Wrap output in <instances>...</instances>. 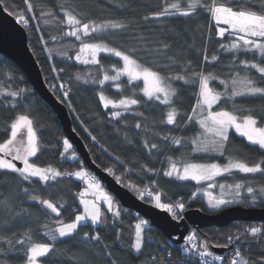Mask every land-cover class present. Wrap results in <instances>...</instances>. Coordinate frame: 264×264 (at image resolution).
I'll list each match as a JSON object with an SVG mask.
<instances>
[{"label":"trees","instance_id":"trees-1","mask_svg":"<svg viewBox=\"0 0 264 264\" xmlns=\"http://www.w3.org/2000/svg\"><path fill=\"white\" fill-rule=\"evenodd\" d=\"M8 2L15 3L17 12L32 15L26 12L25 0ZM29 2L34 5L36 18L30 20L28 27L21 25L27 32L29 47L40 66L46 85L50 90L51 84L71 87L68 100L63 102L58 89L53 94L69 109L73 129L85 144L91 159L107 173V169L111 168L113 170L111 176L115 179L120 177L119 183L139 199L140 193L147 189L148 184H153L162 193L161 198L164 202L175 204L183 202L185 212L200 209L212 214L214 212L209 211L202 197L197 195L202 184L163 175L169 166L167 157L190 163H224L228 155H235L252 163L264 156V150L251 145L233 131L229 133L224 157L194 152L189 141L201 132V129L198 124H188L186 116L191 114V108L196 103L199 92L197 84L171 81L177 90L171 107L177 109L178 115L176 124H167L170 106L160 101L148 100L144 95L142 82H130L124 76L118 81L105 82L103 86L92 83L93 80L102 79L105 72L110 76L116 74L115 69L123 67V61L112 55L101 54L98 57L100 65L80 63L75 56L81 42L74 37L65 36L64 33L69 29L61 23L65 9H72L85 20H95L98 23L122 21L130 26L127 30L106 33L102 39L95 33L86 38L90 42L104 43L125 52L134 49L133 54L146 66L159 69L169 76L184 74L181 69L190 61L192 72L203 70L205 73H214L220 79H227L233 73L231 67L233 57L219 48L221 38L217 36L215 23L207 13L201 12L199 15L189 17L143 19L146 15L151 16L153 12L161 11L166 2L174 0H29ZM184 2L186 0H182V3ZM60 5H64V8ZM255 7L259 8V4H255ZM49 10L53 13L51 16L39 15L41 11ZM45 20L49 23L45 24ZM163 44L170 47L165 49ZM204 49H207L209 58L215 54L219 56V60L214 63L204 61ZM50 50L52 55H49ZM170 57L175 59H169ZM241 58L251 60L253 54L248 53ZM256 58L259 59L258 55ZM78 75L81 77L79 80L76 79ZM187 75L190 81L195 79L191 72ZM85 80H88V83H84ZM0 84L9 91L27 90L15 98L17 107L11 106L10 101L13 98L0 97V141L9 136L8 129L13 118L21 112L30 111L35 124L38 125L40 137V151L31 162L35 161L39 167L51 166L61 172L86 169L73 146L68 153L63 152V140L67 138L54 112L32 90L21 71L2 57ZM117 84L120 85L119 88ZM210 87L223 92V85L219 83V79L212 81ZM101 91L112 100L131 97L140 103L131 106L127 109L128 112L115 119L111 115L112 109H105L100 102ZM235 103L239 108L254 109L258 119L264 115L261 111L264 100L258 97H237ZM221 106L229 110L233 108L232 102L225 103L221 100L215 105V110ZM137 123L141 125L140 128L135 127ZM92 136H95L96 140H93ZM166 136L169 139L165 140ZM172 137L182 138V144L175 145ZM145 142L149 145L148 148L145 147ZM152 143H156L158 148L149 150ZM73 152L77 160L71 159ZM117 156L119 160L116 159ZM149 168L154 171H147ZM220 181L229 185L245 184L240 196L236 197L244 203L236 205L264 209V198L259 194L260 187L264 186V174H242L235 171ZM248 186L257 190V204H251V197L246 191ZM24 187L29 188V193L22 191ZM82 188L83 182L75 176L67 178L64 175L54 180L50 179L47 183L33 179L29 185L16 174L0 172V264H21L22 254L16 252L6 241L16 239L28 228L32 229L35 242L51 243L49 237L44 235L45 231L56 227L54 222L57 220H63L65 223L74 220L75 215L81 211L78 195ZM29 194L49 199L57 204L60 216L32 201ZM153 198V195L152 197L145 195L141 200L153 205ZM5 201L10 206L7 211L4 207ZM114 202L120 209L119 217L108 213L101 226L87 224L78 229V234L59 238L55 241V253L42 258L45 264H110L113 260L116 264H189L190 261L194 264L198 260V257L190 256L185 251L187 240L182 245H174L150 227L148 222L143 225L144 247L141 253H136L131 247L135 240V225L144 219L120 206L115 199ZM17 213L20 215H16ZM45 224L49 225L48 229L43 227ZM247 227L264 229V224L237 222L226 228H206L199 231L198 240L207 241L213 254L215 251H224V256L228 255L226 262L230 254L239 249L255 264H264V242L259 237L254 239L249 235L247 239L234 240L227 248L216 246L227 243L229 235H238ZM84 232L90 235L99 234L101 240L84 239ZM109 252L111 256L108 255Z\"/></svg>","mask_w":264,"mask_h":264},{"label":"snow or ice","instance_id":"snow-or-ice-1","mask_svg":"<svg viewBox=\"0 0 264 264\" xmlns=\"http://www.w3.org/2000/svg\"><path fill=\"white\" fill-rule=\"evenodd\" d=\"M257 3L259 4V8L255 7ZM60 7L64 8V5H60ZM15 8L14 2L10 4L8 0H0V9L7 12L9 16H13L16 22L22 24L24 27H28L30 20L36 18V13L33 11L34 5L29 0H25V9L27 13H31L32 15L17 12ZM201 12L207 13L211 20L214 21L217 29L216 34L221 38L219 48L224 52L230 53L233 57L231 64L233 73L227 79H220L214 73H205L203 70L192 72L190 61L187 66L181 69L184 74L177 73L174 76H169L159 69L146 66L133 54L135 52L134 49L131 52H125L115 47H109L104 43L85 42L83 40V37H89L93 33L102 39L106 33L127 30L130 26L122 21L98 23L95 20H85L72 9H65L63 12L64 18L61 23L65 24L69 29L64 33L65 36L74 37L76 40L81 41V47L75 56V59L80 63L100 65L101 61L98 59V55L101 52L114 55L123 61V67L115 69V75L110 76L105 72L102 79L93 80L92 83L103 86L105 82L118 81L122 75L127 76L130 82L143 80L145 85L143 92L148 100L160 101L162 104L170 106L167 112V124H176V117L178 115L177 109L171 107L173 97L177 96V90L172 86L171 81L176 80L183 81L184 84H197L199 92L196 103L191 108V114L186 116L188 124H198L202 130L189 141L193 146L192 150L194 152L216 153L224 157L225 148L229 142L230 129H235L251 145L258 146L260 150H264V115L258 119L254 109L239 108L235 103L237 97H258L264 100V0H186L184 3H182V0H174V2H166L161 11L153 12L151 16L146 15L143 19H161L175 16L189 17L199 15ZM52 14L50 10L39 13L40 16H51ZM44 23L48 24L49 21L45 20ZM221 25H226L227 27H222ZM226 33L228 34L227 37ZM169 47L170 45L163 44V48L168 49ZM248 53L253 54L251 60L241 58L242 56H247ZM49 55H52L51 50L49 51ZM257 55L259 59L256 58ZM169 59L174 60L175 58L170 57ZM203 60L214 63L219 60V56L213 54L209 58L207 49H204ZM244 70L247 71L245 72ZM60 71H63V69H60ZM189 72L195 78L194 80H189L187 75ZM76 79L79 80L81 77L78 75ZM217 79L223 85V92H218L213 87H210V83ZM84 83H88V80H85ZM116 86L117 88L120 87L119 84ZM58 87L62 91V102L68 100L71 87H66L64 84H59ZM26 91V89L9 91L4 85L0 84V97L8 96L13 98L10 101L12 107H17L15 98L20 97ZM99 100L105 109L111 107L112 109L123 108L127 110L131 106L140 103L139 100L131 97L119 99L118 101L112 100L103 91L99 93ZM221 100H224L225 103L232 102V110L221 106L218 110L213 111V105L219 104ZM261 111L264 112V105L261 106ZM240 113L243 114L241 115ZM111 115L113 118L119 119L122 112L113 111ZM135 127L140 128L141 125L137 123ZM8 131L9 136L0 141V172L16 174L22 181L28 182L29 185L32 183L33 178H38L40 181L47 183L50 179L54 180L64 175L75 176L80 180L87 181L89 189L100 190L99 180L87 171L61 172L51 166L39 167L35 161L30 162V158L37 157L40 151L38 125L35 124L30 111L21 112L15 116L9 125ZM89 134L91 135V133ZM92 139L96 140V137L92 136ZM164 139L167 140L169 137L166 136ZM172 142L180 146L182 138L172 137ZM145 147H149L147 142H145ZM71 148L72 145L69 141L67 139L63 140V152L68 153ZM157 148L158 145L152 143L149 150ZM71 159H78L74 152L71 154ZM116 159L119 160L120 158L117 156ZM226 159L227 163L221 165L219 163H190L185 160H174L169 156L167 157L169 166L163 172V175L182 181L192 180L200 183L204 180L212 181L224 174L231 175L233 170H238L245 174H264V156L252 163L246 162L235 155H228ZM16 161L22 163L23 167H18L17 163H15ZM107 171L110 175L113 172L111 168H108ZM147 171L153 172L154 170L149 168ZM116 179L118 182L121 180L120 177ZM216 186V184H210V187ZM219 187L222 192L221 198L213 199L210 197L208 200L210 208L219 209L231 204L244 203L240 199L223 198L225 187H234L236 190L234 195L239 197L241 189L245 188L244 183L227 186L220 184ZM22 191L29 193V188L24 187ZM246 191L251 197V204H257V190L252 186H248L246 187ZM84 194L83 192L79 193L80 202L84 206L81 214L75 215L74 220L70 223L57 220L54 222L57 225L56 227L50 231H45L44 235L49 237L51 243L35 242L31 228L21 233L16 239L6 241L16 252L22 254L21 264H45L42 258L49 257L50 254L55 253V241L59 238L78 234V228L84 227L89 221L93 224L103 222L104 213L101 211L99 204L96 201L89 202L85 200L83 198ZM259 194L264 198V186L260 187ZM148 195L152 196L153 193L148 191ZM29 198L32 201L38 202L45 209L55 213L56 216H60V209L51 200L31 194H29ZM140 198L144 199V193H140ZM100 199L107 204V211L111 212L113 216L119 217L121 215L120 209L115 205L112 196L101 192ZM154 201L157 208L170 213L174 219H179L178 213L183 212L185 209L183 202L176 204L162 203L160 194H155ZM4 207L6 211L9 210L10 206L7 201H5ZM16 215L20 214L17 213ZM145 224H147V221L141 220L135 225V240L131 247L136 253H141L144 247L142 236L144 229L142 226ZM43 227L48 229L49 225L45 224ZM249 235L254 239L259 237L264 242V229L261 227H247L238 235H229L227 243L216 246L227 248L234 240L247 239ZM83 236L84 239L101 240L99 234L90 235L88 232H84ZM185 251L190 256L198 257V260L194 264H213V262L217 261L224 264L225 262V257L214 255L209 250V243L207 241L200 242L195 233L187 237ZM108 255L111 256V252ZM168 255L171 256V253ZM153 260H155V257H153ZM110 264H116V261H110ZM189 264H193V261H190ZM227 264H255V262L245 257L239 249H236L234 256L227 261Z\"/></svg>","mask_w":264,"mask_h":264},{"label":"water","instance_id":"water-1","mask_svg":"<svg viewBox=\"0 0 264 264\" xmlns=\"http://www.w3.org/2000/svg\"><path fill=\"white\" fill-rule=\"evenodd\" d=\"M0 57L21 71L32 90L54 112L67 140L74 147L86 169L99 180L120 206L138 214L170 243L178 246L184 244L192 229L197 231L206 228L220 229L237 222L264 224V209L239 205L212 214H207L200 209L188 210L183 219L176 220L170 213L136 197L113 176L98 167L73 129L69 109L46 85L40 66L29 47L25 28L2 9H0ZM17 165L21 167L20 163ZM215 253L223 254L224 251H215Z\"/></svg>","mask_w":264,"mask_h":264},{"label":"rangeland","instance_id":"rangeland-1","mask_svg":"<svg viewBox=\"0 0 264 264\" xmlns=\"http://www.w3.org/2000/svg\"><path fill=\"white\" fill-rule=\"evenodd\" d=\"M222 27H227L226 25H221ZM227 34V33H226ZM83 40L85 41V42H90L89 40H88V38H86V37H83ZM81 42V41H80ZM93 43V42H92ZM81 47V46H80ZM110 47V46H109ZM101 54H107V55H111V54H108V53H104V52H101V53H99V55H101ZM99 55H98V57H99ZM112 56H114V55H112ZM90 58V57H89ZM118 58V57H117ZM115 75V74H114ZM122 77H124L123 75L120 77V79L122 78ZM127 77V76H126ZM128 78V77H127ZM129 79V78H128ZM135 82H142L143 83V85H144V82H143V80H139V81H135ZM144 87H145V85H144ZM215 105L216 104H214L213 105V111H215ZM109 108H111V107H109ZM112 109V108H111ZM113 111H120V112H122V115L124 114V113H126V112H128V110H125V109H123V108H121V109H112V112ZM121 115V116H122ZM202 131V130H201ZM235 132V134H237L238 136H240L236 131H235V129H230L229 130V133L230 132ZM241 137V136H240ZM242 138H244V137H242ZM244 139H246V138H244ZM205 154H208V155H217L216 153H205ZM34 158V157H33ZM33 158H30V162H31V159H33ZM19 162V161H18ZM20 163V162H19ZM213 163H219V164H221V165H224V164H226L227 163V160L224 162V163H221V162H213ZM21 164V167H23V165H22V163H20ZM18 166V165H17ZM81 170H84V171H87L90 175H93L92 173H90L88 170H86V169H81ZM80 171V170H79ZM235 171H238V170H233V172H235ZM232 172V173H233ZM239 172V171H238ZM242 174H245V173H242ZM225 176H228V174H224V175H221V176H218V177H216L214 180H212V181H207V180H204V181H201L200 182V184H202V186H201V189H200V191L197 193V195L198 196H201L202 197V199H203V202H204V204L206 205V208H208V210L209 211H213L214 213H216V212H218V211H220V210H223V209H225V208H228V207H231V206H235L236 204H231V205H228V206H225V207H221V208H219V209H213V208H210L209 207V205H208V200H209V198L211 197V198H213V199H219V198H221V195H222V192H221V188L219 187V185L220 184H224V185H229V184H227L226 182H222V181H220V179L221 178H223V177H225ZM77 178V177H76ZM33 179H38V178H33ZM78 180H80L79 178H77ZM80 181H82L83 182V188H82V190H81V192H83V193H85L84 194V199L85 200H88L89 202H92V201H96L98 204H99V206H100V208H101V211L104 213V217H103V222L102 223H99V224H93V223H91V221H89L87 224H90V225H92V226H94V227H96V226H101L102 224H104V222H105V215L106 214H108V213H111V212H108L107 211V204L102 200V199H100V196H101V192H105V193H107L108 195H110V196H112L104 187H103V185L100 183V190H93V189H89L88 188V183H87V181H83V180H80ZM182 181V180H181ZM187 181H192V180H187ZM43 182V181H42ZM194 182H196V181H194ZM197 183V182H196ZM210 184H216L217 186L216 187H210ZM231 185V184H230ZM148 191H151L152 193H153V196H155V194H160L161 195V197H163L162 196V193L158 190V189H156L155 187H154V185L153 184H148V187H147V189H145V191H143L142 193H144V196L146 195V196H148ZM235 188L234 187H232V188H229V187H225V189L223 190V198H225V199H236V196L234 195V193H235ZM80 192V193H81ZM113 197V196H112ZM152 197V196H151ZM194 198H196V197H194ZM113 200H114V197H113ZM78 201H79V203H80V208H81V211L78 213V214H81L82 212H83V204H81V202H80V196L78 195ZM161 202L162 203H166V202H164L163 200H162V198H161ZM152 204L155 206V201H154V198H153V202H152ZM116 205V204H115ZM156 207V206H155ZM184 210H186V209H184ZM183 213H184V215H185V211H183ZM146 221V220H145ZM79 229V228H78ZM143 229H145L144 228V226H143ZM78 231V230H77ZM144 232V231H143ZM192 234L193 233H195L196 234V236L198 237V239H200V233H199V231H197V230H194L193 232H191ZM142 236H143V233H142Z\"/></svg>","mask_w":264,"mask_h":264},{"label":"built area","instance_id":"built-area-1","mask_svg":"<svg viewBox=\"0 0 264 264\" xmlns=\"http://www.w3.org/2000/svg\"><path fill=\"white\" fill-rule=\"evenodd\" d=\"M58 86H59V84H51V85H50V87H51V89H52L51 91H52V92H56V90L58 89L59 93L62 94V91H61V89H59ZM65 176H66L67 178H73V177H74V176H68V175H65ZM148 196H149V195H148ZM170 203H173V202H170ZM173 204H175V203H173ZM178 215H179L180 218L177 219V220H181V219L184 218V213H183V212H179ZM193 231H194V229L191 230V232H193ZM190 235H192V233H190ZM214 255H215V254H214ZM221 256L225 257V262H224V264H227V262H226V257H227L228 255H227V256L221 255ZM233 256H234V252L230 254V256H229V258L227 259V261H228L230 258H232ZM213 264H221V262H218V261H217V262H213Z\"/></svg>","mask_w":264,"mask_h":264},{"label":"flooded vegetation","instance_id":"flooded-vegetation-1","mask_svg":"<svg viewBox=\"0 0 264 264\" xmlns=\"http://www.w3.org/2000/svg\"><path fill=\"white\" fill-rule=\"evenodd\" d=\"M15 163H19L18 161H16Z\"/></svg>","mask_w":264,"mask_h":264}]
</instances>
